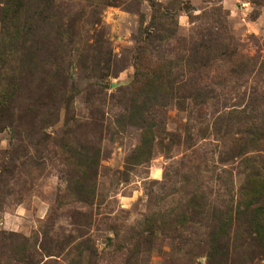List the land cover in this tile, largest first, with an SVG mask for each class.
I'll return each mask as SVG.
<instances>
[{"label":"rangeland","instance_id":"obj_1","mask_svg":"<svg viewBox=\"0 0 264 264\" xmlns=\"http://www.w3.org/2000/svg\"><path fill=\"white\" fill-rule=\"evenodd\" d=\"M128 1L34 5L23 51L39 54L26 59L24 93L29 80L33 86L42 81L47 60L57 62L53 66L58 64L72 94L67 109L51 99H21V106L34 109L32 119L14 138L0 127V175L10 185L18 175L19 183L27 180L22 162L35 143L45 140L40 143L44 170L29 181L22 202L11 195L0 209V264H26L22 248L33 251L40 242L58 253L42 256L36 250L33 256L30 251L33 260L42 259L37 264H264V243L258 240V234L264 238V5L178 0L170 10L176 36L187 37L192 27L209 23L212 15L196 16L219 7L217 17L235 54L211 65L199 83L205 87L201 97L174 96L162 111L150 113L147 122L155 130L143 144L141 129L116 120L117 88L133 79L137 38L146 37L139 31L149 29L150 4L171 0H136V11L124 9ZM74 17L75 26L68 29ZM149 52L161 61L174 58L164 49ZM96 64L103 74L93 70ZM99 89L104 103L94 104L105 112L108 130L90 136L98 139L100 157L95 194L84 202L65 192L60 130L68 114L89 116ZM50 110L52 121L45 124ZM8 112L17 113L18 105Z\"/></svg>","mask_w":264,"mask_h":264},{"label":"trees","instance_id":"obj_2","mask_svg":"<svg viewBox=\"0 0 264 264\" xmlns=\"http://www.w3.org/2000/svg\"><path fill=\"white\" fill-rule=\"evenodd\" d=\"M120 1L96 0L98 4L103 3V5H121ZM250 1L255 6L264 5V0ZM48 3L50 0H0V127L8 128L13 138L17 128L22 127L21 125L27 121V118L32 119L34 115V109L29 104L21 106L19 102L21 99H34L35 101L41 98L51 99L52 102H59V105H64L66 109L70 104L69 98L72 90L66 89L64 75L59 72L58 67H55L58 64L53 66V63L57 62L45 60L48 68L46 70L41 68L43 70L42 81L33 86V80H29V92L26 94L22 87L21 74L25 68L28 55H30L29 60L32 61L33 56L37 57L39 54L34 53L32 56L27 50L23 51L30 39L27 37L32 32L29 20L35 6L39 7L41 4L47 5ZM126 3L128 4L124 8L125 10L136 11V0H129ZM177 3L178 0H171L167 1L166 4L158 2L150 4L152 14L149 29L148 31H139L140 35L142 33L146 37L144 39L137 38L140 44L134 58L133 79L128 85L117 88L119 97L116 103L120 107V114L116 120L125 119V125H132L141 129L143 144L148 143V136H152L155 130V125L152 122H147V118H151L150 113L162 111L166 107L168 99L174 96L190 99L201 97L205 87H200L199 83L208 75V69L211 65L220 59L230 58V55L235 54L234 50L230 49L232 38L226 33L225 23L217 17L221 16L219 7L212 6L208 10H202L196 16L201 20L209 19L212 15L209 23H205L203 27H192L187 37L176 36L177 22L173 16L174 12L170 10L178 7ZM71 20L72 23L67 25L68 29L75 26V17ZM95 23L98 24V22ZM74 35L71 34L70 37ZM68 40L65 43L66 46L70 43ZM150 49L156 52L164 49L165 53L174 58L169 61H161L159 60L160 56L154 57L149 52ZM59 54L61 53H54L56 56ZM62 57L59 56L58 59ZM38 60L42 61L41 64L44 63L43 59L38 58ZM102 69L98 67V64L93 68L95 72H102ZM232 72L240 73L241 70H232ZM185 76L187 78H184ZM45 78L53 79L55 82L51 84ZM94 93L96 100L91 102L89 116L83 118L75 114H68L60 130L62 138L60 139L59 154L61 155V162L66 167L64 170V175H66L64 178L66 182L65 192L76 195L78 201L84 202L92 200L95 194V179L100 157V147L96 145L98 139L97 142L92 141L90 136L95 137L108 130L107 126L104 125L107 121L104 116L105 112L99 106V104L104 103V99L97 96L102 93V90H95ZM207 96L208 94H205V97ZM94 102L99 104H94ZM12 105L14 108L18 105L17 113L8 112ZM15 115L16 124L14 123L15 119H13ZM53 115L54 112L50 110L47 116L43 118L44 123H50ZM44 141L35 143L32 152L22 162L23 175L27 180L19 183L20 176L18 175L17 181L13 180L15 185H10L9 180L0 175V209L4 199L11 195L14 202H22L24 199L23 191L29 185V181L44 170L43 157L45 156L43 155V145L40 144ZM258 236L260 237L258 240L264 243V238L259 234ZM57 249L61 250L62 246ZM36 250L42 256L58 253L52 250L51 246H45L41 242L37 245ZM36 250L32 251V247L28 250L22 248V258L27 261L26 264L41 262L42 259L33 260L32 258V254L34 256Z\"/></svg>","mask_w":264,"mask_h":264}]
</instances>
